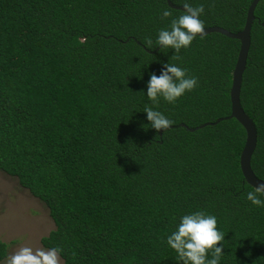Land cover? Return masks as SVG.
<instances>
[{
	"label": "trees",
	"instance_id": "1",
	"mask_svg": "<svg viewBox=\"0 0 264 264\" xmlns=\"http://www.w3.org/2000/svg\"><path fill=\"white\" fill-rule=\"evenodd\" d=\"M190 2L204 4L205 28L238 33L253 0ZM181 14L167 0H0V172L48 208L56 228L42 244L61 247L63 264H177L166 238L197 210L225 233L221 264H264V206L247 200L256 189L240 164L246 130L211 124L232 113L240 42L196 36L175 59L156 40ZM255 17L241 103L264 180V0ZM167 62L198 86L153 105L150 74ZM145 106L172 126L152 129ZM7 256L0 240V262Z\"/></svg>",
	"mask_w": 264,
	"mask_h": 264
},
{
	"label": "clouds",
	"instance_id": "2",
	"mask_svg": "<svg viewBox=\"0 0 264 264\" xmlns=\"http://www.w3.org/2000/svg\"><path fill=\"white\" fill-rule=\"evenodd\" d=\"M183 9V14L172 19L170 29L159 30L156 40L160 49L174 50L177 54L175 59H180L178 54L181 49L189 48L197 34H203L205 30V22L201 19L205 12L204 4L193 6L190 0H183ZM162 16L169 17L171 12L164 9ZM197 86V77L189 75L186 68L167 62L163 64L159 75L154 72L150 74L146 95L153 105H158L160 98L174 104ZM143 112L146 113L150 127L157 132L165 131L173 124L156 107L145 106ZM262 190L258 187L256 191H249L247 200L255 206H264V200L258 195ZM224 237L225 233L217 227V217L197 210L181 216L175 230L166 239L168 246L177 254V264H221L225 255ZM62 252L59 246L46 250L24 246L10 257L8 264H60Z\"/></svg>",
	"mask_w": 264,
	"mask_h": 264
},
{
	"label": "rangeland",
	"instance_id": "3",
	"mask_svg": "<svg viewBox=\"0 0 264 264\" xmlns=\"http://www.w3.org/2000/svg\"><path fill=\"white\" fill-rule=\"evenodd\" d=\"M55 228L45 204L22 188L16 178L0 172V240L8 245V256L0 264H8L24 246L46 250L42 239Z\"/></svg>",
	"mask_w": 264,
	"mask_h": 264
},
{
	"label": "water",
	"instance_id": "4",
	"mask_svg": "<svg viewBox=\"0 0 264 264\" xmlns=\"http://www.w3.org/2000/svg\"><path fill=\"white\" fill-rule=\"evenodd\" d=\"M261 0H253L251 6L248 10L247 20L242 31L238 33H233L222 27H209L205 28L203 34H197L199 37H205L213 33L222 34L228 38L238 40L240 42V50L238 55L237 64L233 73V81L231 88V105L232 113L227 118L219 119L216 123H211L216 125L224 120H237L246 130L247 139L246 144L241 154V170L244 175L245 181L257 190L258 187L264 189V180L259 179L253 168H252V158L256 151L258 144V131L253 119L244 111L241 103V90L243 84V76L247 68L248 56L251 49V33L255 17V10ZM167 3L170 8L174 10L184 11L183 6L175 5L172 0H167ZM160 47L158 48V50ZM210 125V123L204 124L196 129H190L191 132H194L198 129H203ZM183 127H186L183 125ZM162 135V132H161ZM264 193V190L261 191Z\"/></svg>",
	"mask_w": 264,
	"mask_h": 264
}]
</instances>
